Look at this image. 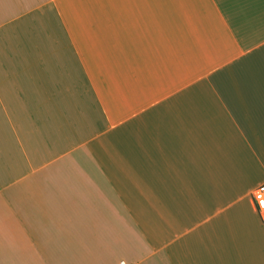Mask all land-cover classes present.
Here are the masks:
<instances>
[{"label": "crops", "instance_id": "obj_1", "mask_svg": "<svg viewBox=\"0 0 264 264\" xmlns=\"http://www.w3.org/2000/svg\"><path fill=\"white\" fill-rule=\"evenodd\" d=\"M264 0H0V264H264Z\"/></svg>", "mask_w": 264, "mask_h": 264}, {"label": "built area", "instance_id": "obj_2", "mask_svg": "<svg viewBox=\"0 0 264 264\" xmlns=\"http://www.w3.org/2000/svg\"><path fill=\"white\" fill-rule=\"evenodd\" d=\"M252 200L258 212L264 215V185L257 187L252 193Z\"/></svg>", "mask_w": 264, "mask_h": 264}]
</instances>
